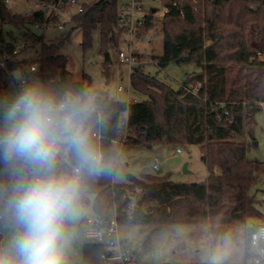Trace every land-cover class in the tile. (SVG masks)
Wrapping results in <instances>:
<instances>
[{"label":"trees","instance_id":"1","mask_svg":"<svg viewBox=\"0 0 264 264\" xmlns=\"http://www.w3.org/2000/svg\"><path fill=\"white\" fill-rule=\"evenodd\" d=\"M166 11L162 19L164 46L162 55L156 58L160 67L171 63H193L199 67L187 75L178 87H174L156 75L147 73L142 66L131 72V84L147 99L137 101L112 100L97 95L92 101L95 106L91 135L100 129L102 138L92 139L103 154L114 158V171L86 181L82 203H92L95 216L104 224L109 223L114 213L122 222L141 224L153 232L173 224H190L195 227L192 237L197 238L208 227L213 242L224 241L235 233V227L247 224L250 219H262L263 214L255 205L252 187L264 175V160L248 156L244 135L253 136L255 113L261 110L259 102L264 100V0L255 11L262 12V22H255L250 38L244 47L243 60L235 65L226 63L220 54L223 37L222 24L228 18L229 6L233 0H162ZM118 0H97L88 9L75 16L86 21L89 28H83V44L89 46L92 30L102 20L95 16L99 8L115 7ZM256 13V12H255ZM259 14V13H258ZM44 21L42 12L29 16L13 14L0 0V22H9L26 29V40L41 43L39 55L34 60L17 59L14 42L2 41L1 54L8 52L12 58L6 67H0V103L8 87L10 73L24 65L38 63L37 72L42 79V88L57 99L77 97L86 94L84 81H77L67 68V58L61 53L62 42L47 43L43 36L29 31V25ZM82 22V23H83ZM148 26L155 23L150 15ZM103 36V31H101ZM27 46V45H26ZM127 111L131 128L132 143L152 148L160 143H189L201 148V159L208 168V177L200 182H176L167 178L143 174L140 177L128 174L124 183L113 181L118 154L113 149L112 139L121 136L120 118ZM71 157V154H70ZM11 182L9 169L0 160V186ZM93 195V200H91ZM131 195L140 204L155 201L154 209L137 210L131 219L124 210ZM15 225L0 215V229ZM259 223L246 226L245 250L247 258L252 256L250 234ZM16 226V225H15ZM82 232L84 219L79 226ZM2 233H0V250ZM149 242V238L145 243ZM83 259L79 263L102 264L106 246L86 242L82 246ZM163 264H209V262H167ZM224 264H264L247 261L224 262Z\"/></svg>","mask_w":264,"mask_h":264},{"label":"rangeland","instance_id":"2","mask_svg":"<svg viewBox=\"0 0 264 264\" xmlns=\"http://www.w3.org/2000/svg\"><path fill=\"white\" fill-rule=\"evenodd\" d=\"M17 1V8L24 11L21 0ZM97 0H78L77 4H68L64 12H58L59 21L65 25L59 29L57 23L49 28L29 25V31L43 36L47 43L62 42L61 53L67 58V68L74 74L77 81H84L86 94L91 101L97 95L109 99L132 101L145 100L147 96L134 90L130 81V69L127 64L118 60V51H128L129 36L122 24L115 17V7L107 6L102 11L100 8L95 11V16L102 21L92 30V40L89 46L83 44L84 28H89L86 21L78 19V8L82 4L87 10ZM127 0H118L123 3ZM261 1L258 0H233L229 6L227 19L222 24L223 37L220 42V54L222 60L235 65L236 60H243L244 47L250 38V30L255 22H262V12L255 11ZM149 9L155 7L153 18L155 23L149 30L153 34L152 40L135 42L138 50L135 52L143 70L156 75L160 80L178 87L185 81L187 75L198 71L199 67L193 63L176 64L171 63L166 67H160L156 58L163 53L164 36L162 30V19L165 15V5L162 0H151L145 4ZM12 12V11H11ZM13 13V12H12ZM259 13V14H258ZM14 14V13H13ZM83 22V23H82ZM89 26V25H88ZM26 29L17 27L9 22H0V45L3 40L13 41L19 50L17 59L34 60L40 53L41 43H33L31 37L26 40ZM103 31V36L101 35ZM26 37V38H25ZM27 45V46H25ZM2 54L0 52V59ZM264 57V55H263ZM30 64L15 69L10 73L8 87L2 96V119L3 108L22 88L19 81L22 76L26 77L25 87L39 85L42 87V79L36 72H30ZM131 84V96L126 91H118V85L124 87ZM131 98V99H130ZM240 140L246 142L248 156L251 159L264 160V111L258 110L255 113L253 136L246 134ZM181 147L182 152L177 151ZM155 157H158V168L154 167ZM187 163V171L184 166ZM140 177L149 174L157 177L167 178L176 182H200L208 177V168L201 159V148L197 144L189 143H160L152 148H145L135 143H128L124 146L118 161L113 181L124 183L128 180L127 175ZM254 194L255 205L258 211L263 214L261 222H264V175H261L251 189ZM93 200V195H91ZM143 206L154 209L158 206L155 201H145ZM95 216L92 203L77 207L75 215L66 223L65 232L67 242L64 251L66 263H79L83 259L82 246L89 242L80 231V224L83 222L84 214ZM255 219L248 220L247 224H240L235 227V233L230 238V246L227 248V257L224 262L245 263L252 260V256H246V226L251 225ZM16 230L15 225H7L3 228V251L5 258L11 260L12 253L8 248L9 242ZM195 227L190 224H173L166 228L153 232L148 227L133 222H122L119 227L120 237L125 243L128 255L132 264H163L167 262H209L208 257L215 254L220 255L225 251L223 241L213 242L208 227H205L199 237H192ZM149 238V242L145 243ZM2 247V246H1ZM252 252V250H251Z\"/></svg>","mask_w":264,"mask_h":264},{"label":"clouds","instance_id":"3","mask_svg":"<svg viewBox=\"0 0 264 264\" xmlns=\"http://www.w3.org/2000/svg\"><path fill=\"white\" fill-rule=\"evenodd\" d=\"M95 106L87 94L57 99L39 85L22 88L3 108L0 160L11 182L0 186V215L16 230L12 259L0 250V264H66V223L75 215L86 181L110 174L115 160L98 151L91 135ZM71 154L67 168L59 162ZM264 239V229L253 233ZM225 251L208 257L224 264Z\"/></svg>","mask_w":264,"mask_h":264},{"label":"built area","instance_id":"4","mask_svg":"<svg viewBox=\"0 0 264 264\" xmlns=\"http://www.w3.org/2000/svg\"><path fill=\"white\" fill-rule=\"evenodd\" d=\"M24 6V11L20 12L17 8V1L14 0H4L7 8L14 14H19L23 16H29L35 12H42L44 15V21H37L35 25L37 27L49 28L57 23L59 29H64L65 25L60 23L58 12H64L68 4H77L78 0H21ZM151 0H127L123 3H118L116 16L118 21L124 27L126 33L129 36V50H119L118 60L121 63L128 65L130 71L133 68L141 65L136 56L135 52L138 50V45L135 42H141L142 40H148L149 42L153 38V34L149 32L152 29L148 26V20L150 15L155 13V7H150L149 9L145 4L149 3ZM84 6L81 4L78 8V12H82ZM166 10V9H165ZM26 46V45H25ZM14 54H18L19 50L17 47L13 50ZM260 59H263V54L258 53ZM12 58V55L7 51L2 53L0 59V67H6V61ZM30 72H38L39 64L33 63L29 67ZM131 81V73H130ZM27 83L26 77L22 76L19 81V87L24 88ZM118 91H126L128 96H131V84L124 87L118 85ZM131 99V98H130ZM132 101H136L135 98ZM129 102V101H128ZM260 108L264 111V100L259 102ZM2 109V103H0V112ZM120 128L121 136L119 138L112 139L113 149L118 154V161H120V155L126 144L132 143L131 138V128L128 124V113L127 111L120 118ZM93 136L97 137L100 143L103 137L100 129H96L92 133ZM98 151H101L100 145L98 146ZM178 152H182L181 147H177ZM154 167L158 168V157H155ZM72 163L70 153L67 157L59 162V167L67 168ZM83 196L80 200L78 206L84 209L82 203ZM145 209L143 204H140L139 199L135 195H131L128 204L124 210V215L126 218L131 219L137 210ZM120 221L119 214L116 212L110 219L109 223L104 224V222L97 216H92L88 213L84 214V228L82 234L89 239V242L100 243L106 246V251L102 254V264H132V259L128 255V250L124 246V242L120 237L119 232ZM260 229H264V222L259 223L255 230L250 234V247L252 250V260L253 263H259L264 260V239L253 240V233H257ZM0 233L2 230L0 229ZM2 241V239H1ZM2 246V244H1Z\"/></svg>","mask_w":264,"mask_h":264},{"label":"crops","instance_id":"5","mask_svg":"<svg viewBox=\"0 0 264 264\" xmlns=\"http://www.w3.org/2000/svg\"><path fill=\"white\" fill-rule=\"evenodd\" d=\"M112 100H115V99H112ZM254 222L261 223V220H260V219H255ZM3 239H4V235H3V229H2V241H1V244H2V250H3V248L5 247V245L3 244Z\"/></svg>","mask_w":264,"mask_h":264},{"label":"water","instance_id":"6","mask_svg":"<svg viewBox=\"0 0 264 264\" xmlns=\"http://www.w3.org/2000/svg\"><path fill=\"white\" fill-rule=\"evenodd\" d=\"M184 169H185V171H187V163L185 164Z\"/></svg>","mask_w":264,"mask_h":264}]
</instances>
